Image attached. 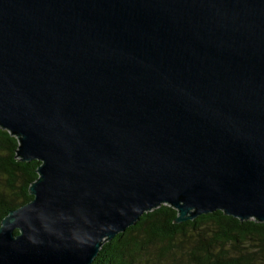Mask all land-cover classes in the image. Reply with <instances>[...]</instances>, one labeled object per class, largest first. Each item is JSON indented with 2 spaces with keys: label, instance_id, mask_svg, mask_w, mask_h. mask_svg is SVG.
Masks as SVG:
<instances>
[{
  "label": "water",
  "instance_id": "water-1",
  "mask_svg": "<svg viewBox=\"0 0 264 264\" xmlns=\"http://www.w3.org/2000/svg\"><path fill=\"white\" fill-rule=\"evenodd\" d=\"M0 127L41 162L0 264H93L163 204L264 222V0H0Z\"/></svg>",
  "mask_w": 264,
  "mask_h": 264
},
{
  "label": "trees",
  "instance_id": "trees-1",
  "mask_svg": "<svg viewBox=\"0 0 264 264\" xmlns=\"http://www.w3.org/2000/svg\"><path fill=\"white\" fill-rule=\"evenodd\" d=\"M20 140L0 127V227L34 197L39 161H23ZM179 211L163 204L107 242L93 264H264V222L242 221L218 210L176 223ZM18 233V231H16Z\"/></svg>",
  "mask_w": 264,
  "mask_h": 264
}]
</instances>
